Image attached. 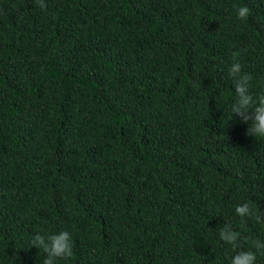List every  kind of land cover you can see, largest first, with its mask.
<instances>
[{"label":"trees","instance_id":"16d2710c","mask_svg":"<svg viewBox=\"0 0 264 264\" xmlns=\"http://www.w3.org/2000/svg\"><path fill=\"white\" fill-rule=\"evenodd\" d=\"M42 2L0 0V264H43L32 237L60 231L55 264H264V138L228 75L239 51L264 94V0Z\"/></svg>","mask_w":264,"mask_h":264},{"label":"clouds","instance_id":"9594fccd","mask_svg":"<svg viewBox=\"0 0 264 264\" xmlns=\"http://www.w3.org/2000/svg\"><path fill=\"white\" fill-rule=\"evenodd\" d=\"M40 7L45 8L46 5L42 0H38ZM237 19L245 21L250 15V9L247 6H239L236 8ZM234 63L228 69V75L235 83V100L231 106V115L239 119L243 124H247L246 135L255 139L264 138V94L258 97L253 96L250 91V82L252 76L249 73L242 71V65L236 58L240 56L239 51L231 53ZM236 214L242 218L255 216L257 222H260V216H257L247 203L237 205L235 208ZM219 238L226 244L234 247H241V234L235 231L231 225H225L219 230ZM244 241L250 243V246L256 249L260 255H264V242L254 239L248 241L245 237ZM32 247L35 246L39 250L46 253V258L43 264H55L57 259L67 260L73 255L72 236L68 231H60L56 234L42 235L35 234L31 241ZM256 252L239 251L230 259V264H255Z\"/></svg>","mask_w":264,"mask_h":264}]
</instances>
